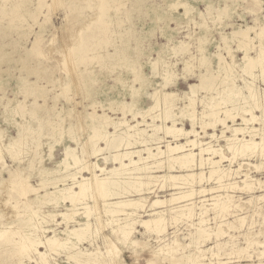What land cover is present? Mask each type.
I'll return each mask as SVG.
<instances>
[{
	"label": "clouds",
	"instance_id": "obj_1",
	"mask_svg": "<svg viewBox=\"0 0 264 264\" xmlns=\"http://www.w3.org/2000/svg\"><path fill=\"white\" fill-rule=\"evenodd\" d=\"M0 264H264V0H0Z\"/></svg>",
	"mask_w": 264,
	"mask_h": 264
}]
</instances>
